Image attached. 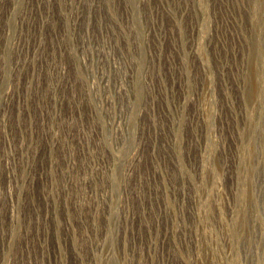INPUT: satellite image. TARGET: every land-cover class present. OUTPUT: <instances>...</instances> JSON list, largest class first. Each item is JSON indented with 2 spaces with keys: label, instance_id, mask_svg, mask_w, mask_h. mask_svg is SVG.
<instances>
[{
  "label": "rangeland",
  "instance_id": "374dc122",
  "mask_svg": "<svg viewBox=\"0 0 264 264\" xmlns=\"http://www.w3.org/2000/svg\"><path fill=\"white\" fill-rule=\"evenodd\" d=\"M0 264H264V0H0Z\"/></svg>",
  "mask_w": 264,
  "mask_h": 264
}]
</instances>
